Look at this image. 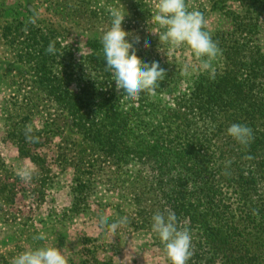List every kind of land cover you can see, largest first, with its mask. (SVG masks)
<instances>
[{
	"label": "trees",
	"instance_id": "16d2710c",
	"mask_svg": "<svg viewBox=\"0 0 264 264\" xmlns=\"http://www.w3.org/2000/svg\"><path fill=\"white\" fill-rule=\"evenodd\" d=\"M262 8L264 0H239L230 11L234 30L218 31L226 60L214 78L201 73L187 89L173 93L175 69L166 68L155 93L136 99L117 89L114 73L105 69L101 44L92 43L80 65L66 66L73 47L54 40L56 31L40 33L41 28L28 23L30 36L24 43L41 49L22 43L25 55L36 61L41 84L69 112L70 124L91 152L44 154L40 146L50 138L47 128L52 131L61 123L41 129L29 125L31 135L39 138L36 143L26 140L24 127L19 132L15 126L12 138L46 175L51 159L74 162L77 172L79 162L99 157L134 167L140 211L133 223L140 230L152 229L157 211H174L178 226L187 227L192 236L188 264H264V52L239 37ZM49 42H55V54L46 52ZM86 64L95 71L92 79L85 78ZM69 69L81 73L78 91ZM165 92L172 94L169 103ZM233 123L253 130L247 146L228 135ZM249 155L253 159H245ZM88 185L82 180L71 185L75 205L90 198Z\"/></svg>",
	"mask_w": 264,
	"mask_h": 264
},
{
	"label": "rangeland",
	"instance_id": "374dc122",
	"mask_svg": "<svg viewBox=\"0 0 264 264\" xmlns=\"http://www.w3.org/2000/svg\"><path fill=\"white\" fill-rule=\"evenodd\" d=\"M238 1L186 0L190 11L204 14L205 30L221 50L212 61L215 72L222 70L226 60L218 31L233 32L230 11ZM157 3L158 0H0V264H10L13 257L26 249L45 245L65 248L69 264H170L158 235L152 229H137L133 223L140 211L135 202L139 174L134 167L124 168L99 157L79 162L81 172H77L74 162L51 159L46 164L51 173L46 175L43 167L21 154L20 144L12 138L15 126L20 132V128L29 125L41 129L48 123H61L60 127L53 126L52 131L47 128L50 138L40 146L44 154L52 158L64 150L91 152L70 124L69 112L41 84L36 61L25 55L23 44L29 47L24 42L30 36L27 21L33 9L39 14L35 25L41 31H37H56L53 39L74 50L72 60L65 65L78 66L92 51V43L102 45L101 38L112 21L109 9L119 8L125 14L122 27L130 33L126 39L133 42L135 36L140 37V43L134 44L138 57L149 65L156 61L165 70L175 69L177 85H172L173 93L191 86L204 73L200 61L187 44L173 47L160 42L158 34L165 29L153 21ZM250 23L243 35L235 34L264 52V8L254 13ZM225 37L230 35L225 33ZM145 41L149 42L148 48L143 46ZM68 71L73 74V88L77 90L81 73ZM84 72L86 79L95 74L89 64ZM167 93L164 101L169 103L172 94ZM25 165H35L37 169L29 183L17 175ZM80 180L89 183L91 196L75 205L71 185ZM103 215L108 216L109 223L126 217L128 224L111 237L106 230H98L97 223ZM41 232L46 240H34Z\"/></svg>",
	"mask_w": 264,
	"mask_h": 264
},
{
	"label": "clouds",
	"instance_id": "9594fccd",
	"mask_svg": "<svg viewBox=\"0 0 264 264\" xmlns=\"http://www.w3.org/2000/svg\"><path fill=\"white\" fill-rule=\"evenodd\" d=\"M157 12L153 21L158 23L165 31L158 34L160 42L169 43L173 47L187 44L200 61V70L208 72L212 78L215 76L212 61L221 54L218 43L212 39L211 34L205 30L207 21L199 10H189L186 0H158ZM112 17L111 26L101 38L104 59L107 62L106 70L114 73L117 89H123V94L131 99H136L141 93L154 94L159 81L166 75L165 69L153 61L150 65L143 62L137 55L134 44L140 43L137 35L133 42L126 37L130 35L122 27L125 14L119 8H110ZM32 16L27 23L35 25L39 14L33 9ZM155 33V32H153ZM157 34V33H155ZM143 46L148 48L149 42L145 41ZM46 52L55 54V42H49ZM188 66L184 71L187 72ZM33 129L26 126V140L36 143L39 138L31 135ZM227 133L241 145L247 146L253 139V130L239 123L231 124ZM245 159H253L246 156ZM231 163L228 161L226 167ZM37 169L35 165H25L18 169L17 175L25 183L32 181ZM166 213V215H165ZM255 214V213H254ZM152 232L157 234L164 244V250L171 264H188L193 255L192 236L187 227H179L177 217L171 209L165 212L157 211L152 216ZM126 217H121L115 222L109 223L107 215L99 218L97 227L99 231H107L111 237L115 236L117 230L127 226ZM34 240H46V235L41 232ZM10 264H69V253L52 245L37 248H28L12 258Z\"/></svg>",
	"mask_w": 264,
	"mask_h": 264
}]
</instances>
